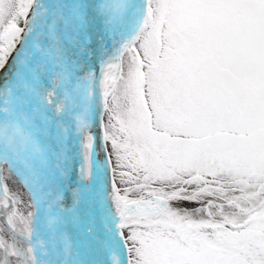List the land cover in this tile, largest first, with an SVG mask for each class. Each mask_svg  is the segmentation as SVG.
I'll list each match as a JSON object with an SVG mask.
<instances>
[{
	"label": "snow or ice",
	"instance_id": "1",
	"mask_svg": "<svg viewBox=\"0 0 264 264\" xmlns=\"http://www.w3.org/2000/svg\"><path fill=\"white\" fill-rule=\"evenodd\" d=\"M0 264H264V0H0Z\"/></svg>",
	"mask_w": 264,
	"mask_h": 264
}]
</instances>
